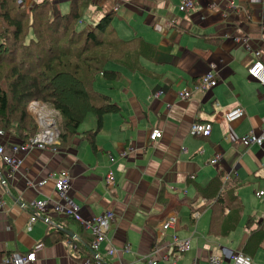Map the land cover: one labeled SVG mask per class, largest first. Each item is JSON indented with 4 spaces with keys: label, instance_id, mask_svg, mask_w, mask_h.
I'll use <instances>...</instances> for the list:
<instances>
[{
    "label": "crops",
    "instance_id": "crops-1",
    "mask_svg": "<svg viewBox=\"0 0 264 264\" xmlns=\"http://www.w3.org/2000/svg\"><path fill=\"white\" fill-rule=\"evenodd\" d=\"M24 1L30 8L43 0ZM52 1L56 14L69 11L71 0ZM193 1L194 7L184 12L179 9L182 0H92L81 25L93 29L112 13L117 36L145 41L149 57L141 58L142 69L134 72L109 63L121 77L97 78L95 89L110 96L120 111L105 115L95 146L81 141L83 132L97 124L96 116L89 114L70 146L23 153L16 171L0 155V201L5 203L0 264H12L4 258L12 252L27 253L40 242L44 246L31 264L96 261L94 236L79 221L50 211L49 221L40 216L30 222V204L56 197L51 175L62 170L72 179L69 195L84 218L106 210L116 214L110 241L98 252L107 264H148L146 256L157 246L156 264H193L195 258L197 264H210L212 253L223 257L220 264H232L233 252L244 251L251 217L264 220V201L256 194L264 189V145L241 141L264 127V86L248 72L256 51L264 64V0ZM210 70L218 84L194 90ZM184 90H192L187 99L180 97ZM36 103L40 110L33 116L39 133L41 118L55 120L57 111ZM238 107L245 115L230 122L226 114ZM196 122L209 125V134H194ZM155 128L162 136L153 141L150 133ZM17 142L12 137L6 146ZM123 151L128 155L121 156ZM217 155L221 160L212 163ZM110 172L111 185L106 181ZM220 173L227 187L235 186L229 196H238L241 205L232 210L241 213L222 217L211 227L214 201L200 195L207 189L208 195L215 194L217 186L211 182ZM44 179L47 182L40 185ZM172 213L177 223L162 234V222ZM175 234L191 238L189 251L174 249ZM111 246L116 248L112 255L107 253ZM246 255L252 264H264V247Z\"/></svg>",
    "mask_w": 264,
    "mask_h": 264
},
{
    "label": "trees",
    "instance_id": "trees-1",
    "mask_svg": "<svg viewBox=\"0 0 264 264\" xmlns=\"http://www.w3.org/2000/svg\"><path fill=\"white\" fill-rule=\"evenodd\" d=\"M91 3L71 0L68 12L56 14L52 0L30 8L24 0H0V130L20 143L38 133V123L28 109L31 102L38 101L57 111L55 147L70 146L89 114L96 116L97 124L83 132L81 141L95 146L105 115L120 111L110 96L95 89L97 78L121 77V71L107 67L109 63L134 72L142 69L141 58L149 57L144 54L145 41L117 36L111 26L112 13L93 29L83 27L81 21ZM211 184L217 186L214 195H208V189L199 195L214 201L211 227L214 222L215 227L222 217L236 213L232 208L241 202L238 196H229L235 186L227 187L222 173ZM227 209L231 212H225ZM247 230L243 252L255 255L264 247V220L251 217Z\"/></svg>",
    "mask_w": 264,
    "mask_h": 264
},
{
    "label": "built area",
    "instance_id": "built-area-1",
    "mask_svg": "<svg viewBox=\"0 0 264 264\" xmlns=\"http://www.w3.org/2000/svg\"><path fill=\"white\" fill-rule=\"evenodd\" d=\"M193 7V0H182L179 9L185 12L192 9ZM117 9L118 8H116V10ZM255 54L256 59L251 63L248 72L253 79L257 80L264 86V64L260 60L261 52L256 51ZM212 67L214 68L215 65H212ZM217 84L218 78L216 76V73L214 70H210L209 72L204 74L200 82L196 86H194V90L208 89L210 87L216 86ZM191 93L192 90H184L180 93V97L182 99H187L191 96ZM244 115V109L241 107L235 108L226 114L227 119L230 122L239 120ZM39 124L41 125L40 131L36 136L30 138L25 143L11 144L8 147L6 146V142L4 139L7 133L3 130H0V155L2 156L3 161L9 166L10 170L16 171L19 169L23 161L21 157L23 153H26L34 148L55 147L54 145L59 137V130L56 121L55 125L53 126L42 125V123ZM192 132L194 134L203 133L207 135L210 132V126L196 122L192 125ZM161 136L162 131L159 128H155L150 133V138L153 141L158 140ZM241 141L247 146L256 144L262 147L264 145V127L259 133L251 131L248 134L242 136ZM127 155V151H123L121 153V156ZM114 160L115 157L111 156V161ZM220 160L221 155H217L211 160V162L217 163ZM51 176L55 179L56 197H47L44 199L34 200L29 206V211L31 213L30 222L32 223L36 221L40 216L43 217L46 221H49L48 215L50 211H54L61 216L73 218L79 221L82 224L83 228L86 231H89L94 236L92 248L97 253L95 262L86 259L84 260V264H107L103 261L98 252L103 242L110 241L108 232L111 227L112 221L115 220L116 214L112 210H106L105 212L91 218H84V216L82 215L81 207L69 195L72 179L67 170H62L59 173L53 174ZM192 177L194 178V175H192ZM113 180L114 175L112 172H110L106 176V181L109 185H111ZM46 182L47 179H44L40 181L39 184L43 185ZM2 183H6V180L3 179ZM256 194L264 201V189L257 190ZM4 206V201H0V216L4 211ZM177 220V214H169L168 217L162 222V234H164L169 229L174 228ZM172 243L174 249L178 252L189 251L192 247L191 238H180L176 234L173 235ZM43 246L44 244L40 242L27 253L12 252L4 258V262L12 264H31L35 259L36 252ZM124 249L129 251L128 246H126ZM159 251L160 247L157 246L149 256H146L148 264H156L154 256ZM115 252L116 248L114 246H111V248L107 250V253L110 255L115 254ZM222 259L223 257L220 254L215 253H212L209 257L210 264H220L222 262ZM231 262L232 264H252V258L241 251H235L231 255ZM193 264H197V258L194 259Z\"/></svg>",
    "mask_w": 264,
    "mask_h": 264
},
{
    "label": "rangeland",
    "instance_id": "rangeland-1",
    "mask_svg": "<svg viewBox=\"0 0 264 264\" xmlns=\"http://www.w3.org/2000/svg\"><path fill=\"white\" fill-rule=\"evenodd\" d=\"M36 102H38V101H33V102H31L30 104H29V107H28V109H29V112L32 114V115H35V116H37L36 114H37V112H35L34 111V108H32L33 106H35V105H37V103ZM41 103V102H40ZM41 104H44V103H41ZM45 105H47V104H45ZM38 107L36 108L37 110H40V108H39V105H37ZM47 106H49V105H47ZM52 108V107H51ZM38 117V116H37ZM42 119V118H41ZM55 121L57 122V118L55 119ZM55 121H54V119H52V118H49V122L47 123V122H44L43 121V119H42V123L44 124V125H46V124H48V126H53V125H55ZM57 124V123H56ZM11 138H12V136L10 135V134H6L5 135V142L7 143L8 141H10L11 140ZM161 138V137H160ZM20 144V142H17V143H14V144ZM72 183V182H71ZM71 186H72V184H71Z\"/></svg>",
    "mask_w": 264,
    "mask_h": 264
},
{
    "label": "bare ground",
    "instance_id": "bare-ground-1",
    "mask_svg": "<svg viewBox=\"0 0 264 264\" xmlns=\"http://www.w3.org/2000/svg\"><path fill=\"white\" fill-rule=\"evenodd\" d=\"M37 105H38V104H37ZM37 105H35V106L33 107L35 112H37V109H36V108L38 107ZM37 114H38V112H37ZM42 119H43L44 122H47V123L49 122V119H47V118H42ZM41 123H42V122H41ZM42 125H44V124L42 123ZM46 125H48V124H46Z\"/></svg>",
    "mask_w": 264,
    "mask_h": 264
}]
</instances>
